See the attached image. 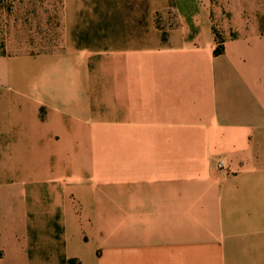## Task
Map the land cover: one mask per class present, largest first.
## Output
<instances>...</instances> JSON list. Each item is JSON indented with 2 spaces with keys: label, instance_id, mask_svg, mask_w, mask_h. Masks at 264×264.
<instances>
[{
  "label": "crops",
  "instance_id": "0c3cea01",
  "mask_svg": "<svg viewBox=\"0 0 264 264\" xmlns=\"http://www.w3.org/2000/svg\"><path fill=\"white\" fill-rule=\"evenodd\" d=\"M215 47L209 0H62L0 53V264H264V51Z\"/></svg>",
  "mask_w": 264,
  "mask_h": 264
},
{
  "label": "rangeland",
  "instance_id": "374dc122",
  "mask_svg": "<svg viewBox=\"0 0 264 264\" xmlns=\"http://www.w3.org/2000/svg\"><path fill=\"white\" fill-rule=\"evenodd\" d=\"M216 45L242 58L264 51V0H209ZM62 0H0V53L56 50L61 45Z\"/></svg>",
  "mask_w": 264,
  "mask_h": 264
},
{
  "label": "trees",
  "instance_id": "16d2710c",
  "mask_svg": "<svg viewBox=\"0 0 264 264\" xmlns=\"http://www.w3.org/2000/svg\"><path fill=\"white\" fill-rule=\"evenodd\" d=\"M217 41V40H216ZM223 52V45L221 43H218L214 49L215 54H220ZM68 264H73V260H70Z\"/></svg>",
  "mask_w": 264,
  "mask_h": 264
},
{
  "label": "built area",
  "instance_id": "2783aa9c",
  "mask_svg": "<svg viewBox=\"0 0 264 264\" xmlns=\"http://www.w3.org/2000/svg\"><path fill=\"white\" fill-rule=\"evenodd\" d=\"M217 166L219 168H224L226 166L225 160L224 159H219L217 162Z\"/></svg>",
  "mask_w": 264,
  "mask_h": 264
}]
</instances>
